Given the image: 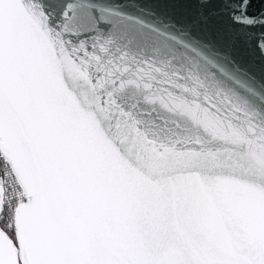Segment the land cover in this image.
Here are the masks:
<instances>
[{
    "label": "snow or ice",
    "instance_id": "1",
    "mask_svg": "<svg viewBox=\"0 0 264 264\" xmlns=\"http://www.w3.org/2000/svg\"><path fill=\"white\" fill-rule=\"evenodd\" d=\"M264 0H0V264H264Z\"/></svg>",
    "mask_w": 264,
    "mask_h": 264
},
{
    "label": "water",
    "instance_id": "2",
    "mask_svg": "<svg viewBox=\"0 0 264 264\" xmlns=\"http://www.w3.org/2000/svg\"><path fill=\"white\" fill-rule=\"evenodd\" d=\"M243 59L245 63H249L253 65V70L256 71L257 74H259L262 70H264V61H261L258 54L254 58V62H253V57L247 54L244 55Z\"/></svg>",
    "mask_w": 264,
    "mask_h": 264
}]
</instances>
